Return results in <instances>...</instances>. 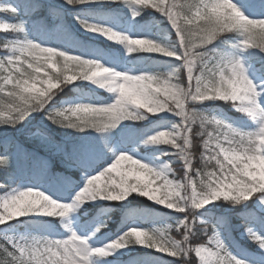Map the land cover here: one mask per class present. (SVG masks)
Segmentation results:
<instances>
[{
  "label": "snow or ice",
  "instance_id": "obj_1",
  "mask_svg": "<svg viewBox=\"0 0 264 264\" xmlns=\"http://www.w3.org/2000/svg\"><path fill=\"white\" fill-rule=\"evenodd\" d=\"M121 3L131 9L130 21H135L148 7L162 14L174 30L175 39L132 35L131 31L124 30L119 26L123 14ZM105 5L116 13L108 18L109 22L87 18L93 9ZM67 6L73 11L69 12ZM45 7L61 20L60 26L48 28L42 20L34 18V13ZM240 9L243 6L233 0H63L60 5H45L40 0H0V13L9 14L15 21L0 19V30L17 35L16 39L5 40L0 45L5 50V55L0 56V93L10 88L6 96H0V125L16 127L34 112H43L46 119L60 127L102 133L125 120H148L168 113L176 117L171 126L158 127L146 134L141 143L168 145L174 160L179 161L155 166L120 151L110 164L95 171L92 155H83L75 148L68 152L54 144L69 166L84 170V183L70 201H65L38 186L22 185L13 175H8L0 183L3 190L0 195V264H114L109 257L137 245L176 258L156 257L158 264H189L192 253L199 258V264H264V211L252 209L250 214L241 216L238 225L248 241L251 238L256 242L259 253L255 256L225 243L219 223L205 220L198 211L218 200L240 204L253 197L258 207L264 209V142L260 139L264 136V64L253 69L256 73L253 76L237 51L256 49L264 53V38H261L264 34L256 28V23L264 18H251L243 10L249 17L248 22H230L233 13ZM68 14L85 32L122 45L128 54L155 53L179 63L166 72L118 70L104 63L103 54L98 50L82 49L86 51L82 55L85 60H99L104 67L113 70V77L101 87L100 83L71 71L62 56L57 58L59 54H72L73 49L79 47L62 42L63 17ZM230 33L238 37L231 44V50L214 47L217 41L228 43L225 38ZM53 41L55 46H49ZM144 46L153 50L141 51ZM49 49L55 51L49 52ZM49 68L57 71L50 73ZM77 80L89 81L114 93V98L107 103L57 106L54 103L57 93ZM242 90L255 96V107L245 105ZM210 100L231 102L232 107L251 117L257 126L243 129L224 120H210V116L197 109L198 104ZM157 133L162 135L155 141L149 139ZM194 137H198L202 145L203 167L194 165ZM17 150L20 151L19 146ZM9 161L10 156L0 154V166H10ZM175 165H180L182 174H177ZM113 173L118 178L101 183L102 177H111ZM13 184L16 187L13 188ZM81 189L84 193L106 195L108 201L116 202L136 193L181 215L172 223H159V227L149 230L132 220L120 233L110 238L101 237V243H93L92 237L106 227L107 217L98 220L90 232L87 227L84 232H77L70 221L64 222V218L80 206L77 193ZM44 200L53 206L40 208ZM88 201L92 200L85 202ZM62 206L64 215L58 218L68 235L56 238L13 231L20 218L54 217L46 213L56 212ZM198 232L211 235L207 243L193 246L192 238Z\"/></svg>",
  "mask_w": 264,
  "mask_h": 264
},
{
  "label": "trees",
  "instance_id": "obj_2",
  "mask_svg": "<svg viewBox=\"0 0 264 264\" xmlns=\"http://www.w3.org/2000/svg\"><path fill=\"white\" fill-rule=\"evenodd\" d=\"M235 1L239 6H243L242 10L249 14L251 18H264V0ZM40 2L45 5H60L63 0H40ZM67 7L69 12L73 11L70 9L71 6ZM78 7L84 8L86 6ZM120 8L123 9V14L119 19L120 27H132L133 31L138 35H150L153 38L160 37L167 40L175 39L174 30L170 29L166 17L151 9V7L146 8L135 21H130L131 9L122 3ZM114 15L116 13L105 5L103 8L93 9L92 14L87 18L95 19L99 22H109L108 18ZM0 17L8 22H15L9 14L0 13ZM34 18L42 20V23L48 28H56L61 25V20L56 15L50 14L47 7L34 13ZM62 26V42L69 45H79L78 48L73 49L75 51L73 54L85 55L86 51H82V49L98 50L103 54V62L109 66L117 68L128 67L137 72L145 70L166 72L179 63V61H174L170 57L155 53L135 52L128 54L122 45L107 41L106 38L96 37L91 32H85L74 21L71 14L63 17ZM9 35L11 34L0 32V45L3 44ZM225 39L228 43L217 41L214 47L219 50H230L231 44H234L238 37L230 33ZM55 43L53 41L49 46H55ZM244 53L246 60L252 65V69H258L264 64V53H260L256 49H247L244 50ZM113 60L116 61L115 64H113ZM0 96H6L5 92L0 93ZM70 99H81L86 103H107L111 102L113 95L110 92L98 90L85 82L77 80L59 91L54 98V103L57 106H61L63 102ZM197 109L210 117L219 115L220 119L235 127L248 129L253 126V119L237 111L232 107L231 102L210 100L203 104H198ZM175 119L176 117L168 113H161L159 116L150 117L148 120L125 121L115 128H110L100 133L92 129L77 131L60 127L46 119L43 112H34L27 120L16 127L0 125V154L10 156V166H0V183H3L8 175H13L16 182L30 181L35 185L43 184L47 186L49 192L66 200L82 184L83 176L86 173L80 167L69 166L63 153L57 152L54 144L63 146L64 150L68 152L75 148L83 155H92L95 158V171L102 169L109 163L113 152L108 149H112L116 144L122 147H136L147 153L160 156L166 161L178 164L179 161L174 160L172 149L168 145L163 143H141L146 134H151L152 131L158 130V127H170ZM161 120H163V123H161ZM17 146H19L20 151L17 150ZM201 151L202 145L199 138L194 137V165L196 167H203V163L200 160ZM164 153L168 154L164 155ZM175 168L178 175L182 174L180 165H175ZM12 187H16V184H13ZM1 194H3L2 189H0ZM254 208L260 211L256 208L253 201L232 204L220 200L198 211L205 220L219 223L221 234L227 244H234L245 249L249 255L255 256L259 253L255 246L256 242L252 241L251 238H249V241L246 237L241 238L242 228L238 227L241 216L250 214ZM78 214L82 220L81 224L84 223L87 229H90L91 225H95L101 218L107 217L108 223L98 233L97 237L99 238H110L120 233L132 220H136L144 227H149L152 223H172L177 216L181 215L180 213L157 207L145 197L139 195H130L127 200L122 202L85 204L78 211ZM51 219L56 225L50 226L47 223L49 219L24 218L21 220V229L38 231L42 234L59 231L61 229L60 218ZM256 227L259 228V225H256ZM172 235L180 238L175 232H172ZM209 235H211L210 232L207 235L198 232L192 238L191 243L193 246L207 243ZM101 242L102 240L99 243ZM156 257L165 260L176 259L153 250H136L126 255L115 258L109 257L108 259L113 261L114 264H158ZM188 259L189 264H199L195 253H192ZM98 264H103V262H98Z\"/></svg>",
  "mask_w": 264,
  "mask_h": 264
},
{
  "label": "rangeland",
  "instance_id": "obj_3",
  "mask_svg": "<svg viewBox=\"0 0 264 264\" xmlns=\"http://www.w3.org/2000/svg\"><path fill=\"white\" fill-rule=\"evenodd\" d=\"M233 2H234V3H237L235 0H233ZM237 5H238V3H237ZM238 6H239V5H238ZM255 18H260V17H255ZM0 19L5 20L4 18H1V17H0ZM123 29L126 30V31H131V34H132V35H138V34H136V33L133 31L132 27H126V28H123ZM0 32H5V31H4V30H0ZM6 33L11 34V35H9L8 37H6V40H8V39H16V38H17V36L14 35L15 33H11L10 31H9V32H6ZM92 34L95 35L96 37H102V36H98V35H96V34H94V33H92ZM145 36H150V35H145ZM102 38H105V37H102ZM230 50H231V49H230ZM237 51H238L239 55L242 57L243 61H244V62L246 63V65L248 66L250 74L253 75V76H255L256 73L253 71V69H252V65L246 60L244 50H237ZM72 54H73V53H72ZM3 55H5V50L1 47V49H0V56H3ZM162 56H163V55H162ZM165 57H167V56H165ZM125 69H130V70H132V71H134V72H137V71H135V70H133V69H131V68H128V67L118 68V70H125ZM55 71H57V70H56V69L49 68V72H50V73L55 72ZM68 74L71 75L72 73H68ZM80 81L85 82V83H87L88 85H90L91 87L96 88V89H98V90L107 91V90H105V89H103V88H99L98 86H96L95 84H92V83L89 82V81H84V80H80ZM9 90H10V88L5 89V94H6L7 91H9ZM107 92H109V91H107ZM110 93H111V92H110ZM112 95H113V98H114V93H112ZM80 102L86 103L85 101H82L81 99H70V100H67V101L63 102V104H62L61 106H66V105H68V104H72V103H80ZM235 109H236V108H235ZM214 116H216L217 118L220 119V116H219V115H214ZM125 121H132V120H125ZM125 121H123V122H125ZM134 122H137V121H134ZM121 123H122V122H121ZM256 126H257V124H256V122L253 120V126H252L251 128H248V129H253V128H255ZM240 128H243V127H240ZM243 129H246V128H243ZM120 151H127V152H129L130 154L134 155L136 158L141 159L142 161L147 162V163H150V164L155 165V166H159V165L163 164L164 162H167L165 159L161 158L160 156H157V155H154V154L147 153V152L142 151V150H140V149H138V148H136V147H122L121 145L116 144V145H114V147L112 148L113 155H112V158H111V160L109 161L108 164H110V163L112 162V160H113V158H114V155L117 154V153L120 152ZM96 171H99V170H96ZM84 176H85V175H84ZM111 178H118V177L116 176V173H113V174L111 175V177H109V176L102 177V178H101V183H104V182L110 180ZM141 179H143V177H141ZM83 183H84V177H83V182H82V184H81L79 187H81V186L83 185ZM20 184L25 185V186H38V187H40L42 190H46V191L49 192L47 186H45V185H43V184H41V185H35V184H33L32 182H30V181L20 182ZM79 187H77L76 190H75V192H74L70 197H68L65 201H70V200L72 199V197L75 195L76 191L79 189ZM49 194H53V193L49 192ZM1 195H2V194H1ZM132 195H138V194L133 193ZM156 195H158V193H156ZM139 196H142V195H139ZM56 197H57V196H56ZM142 197H145V196H142ZM57 198H59V197H57ZM145 198H146L151 204H153V205H155V206H157V207H161V208H164V209H166V210H169V209H167L164 205H160V204L156 203V201L150 199L149 197H145ZM60 199H61V198H60ZM63 200H64V199H63ZM125 200H127V199H125ZM125 200H123V201H125ZM218 201H220V200H218ZM247 201H253V203L255 204L256 208H258L260 211H264V209H260V208L258 207V201L255 200V197L250 198V199H248ZM110 202H115V201H108V200H105V199H99V198H98V199H96V200H92V201L85 202L83 205H80L78 208H76L75 210H73V211L69 214L68 217L64 218V222L67 223V222L70 221L73 229H75L77 232H84L85 225H84V223L81 224V221H82V220H81L80 215L78 214V211H79V210H80L85 204L95 205V204H103V203L105 204V203H110ZM119 202H122V201H119ZM215 202H216V201H215ZM213 203H214V202H213ZM211 204H212V203H210L209 205H211ZM209 205H207V206H209ZM207 206H206V207H207ZM24 218H41V219H49L47 223H48L50 226H52V225L55 224V222H54L51 218L54 219V218H58V217L42 216V215H32V216H28V217H22V218H20V221H19V222H15V223L17 224V227H16V229H14L13 231H14L16 234H21V235H25V234H31V235H50V236H55L56 238H60V237H62V236H66V235L69 234L68 231H67V229L64 228L63 223L61 222V218H60V222L62 223V230H61L59 233H57V234H56V233L54 234V232H52V231H51V232H47V233H45V234H42V233H39L38 231L22 230V229H21V220L24 219ZM160 223H163V222H160ZM168 223H169V222H168ZM55 225H56V224H55ZM94 226H95V225L92 224L91 227H90V229H87V231H89V232L92 231V229L94 228ZM133 226H135V225H133ZM140 226L143 227L141 224H140ZM159 226H160L159 223H152V224H150L149 227H143V228H144L145 230H149V229H151L152 227H159ZM0 227H2V226H0ZM45 227H46V225H45ZM45 230H47V228H45ZM50 230H51V229H50ZM50 233H51V234H50ZM97 236H98V233H96V235L92 237V241H93V243H99V242H100L101 239H100L99 237H97ZM221 236H222V238L224 239V237H223L222 234H221ZM240 237H241V238L245 237V236L242 234V232L240 233ZM224 241H225V239H224ZM225 243H226V241H225ZM136 250H153V251H155V252H158L156 249H150V248H147L146 246H143V245H137V246H135V247L132 248V249H122V250H120V253H118L116 256H111V257H112V258L119 257V256H121V255H126V254L130 253L131 251H136ZM158 253H160V252H158ZM160 254L170 255V254H168V253H160ZM198 260H199V258H198Z\"/></svg>",
  "mask_w": 264,
  "mask_h": 264
},
{
  "label": "clouds",
  "instance_id": "obj_4",
  "mask_svg": "<svg viewBox=\"0 0 264 264\" xmlns=\"http://www.w3.org/2000/svg\"><path fill=\"white\" fill-rule=\"evenodd\" d=\"M248 21H249V17L243 14L242 9L235 11L233 15L230 17V22L232 23L239 22L243 24ZM256 28L259 33L264 34V19H261L256 23ZM261 38H264V36H262ZM152 50L153 49L148 48L147 46L141 48V51H152ZM48 51L54 52L55 50L49 49ZM60 56L63 57L65 65L71 71L82 75L84 79H91L93 80V82L100 83L101 87H104L105 86L104 82L110 80L114 75L113 70L104 67L99 60H85L82 55H72L70 53L59 54L57 58L59 59ZM119 74L120 73H115V75H119ZM241 96L247 107L251 108L256 106L257 101L254 95H252L247 91L242 90ZM85 115H88L87 111L85 112ZM210 120L219 122L222 119H219L216 116H211ZM161 135H162L161 133H157L156 136L150 137L149 139L155 141L157 137ZM260 139L262 142H264V136L260 137ZM77 196L79 197L80 205H83L86 200H96L98 198L105 200L109 199L106 195H98L96 192L84 193V189H81L80 193H77ZM52 206H53L52 203L48 200H44L39 205L40 208H46V207L50 208ZM46 215H52L54 217H63L64 207L62 206L58 208L56 212L46 213Z\"/></svg>",
  "mask_w": 264,
  "mask_h": 264
}]
</instances>
